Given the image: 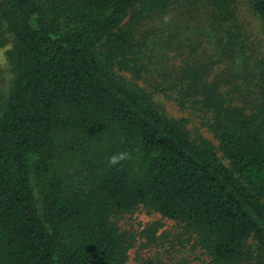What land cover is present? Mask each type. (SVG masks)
<instances>
[{
    "label": "trees",
    "instance_id": "trees-1",
    "mask_svg": "<svg viewBox=\"0 0 264 264\" xmlns=\"http://www.w3.org/2000/svg\"><path fill=\"white\" fill-rule=\"evenodd\" d=\"M240 4L264 30V0H0V264H126L114 217L137 210L208 264H264V52H247Z\"/></svg>",
    "mask_w": 264,
    "mask_h": 264
},
{
    "label": "rangeland",
    "instance_id": "rangeland-1",
    "mask_svg": "<svg viewBox=\"0 0 264 264\" xmlns=\"http://www.w3.org/2000/svg\"><path fill=\"white\" fill-rule=\"evenodd\" d=\"M240 7V22L246 50L249 54L261 56L262 51L264 52L263 27L246 6L240 4ZM1 41L4 43L0 47V94L2 101L5 102L13 78L7 56V52L13 46V38L6 28L2 30ZM123 75L129 78L128 74ZM140 83L150 89L147 82L141 81ZM157 98L172 116L188 118L187 127L193 135L203 137L216 147L219 145L215 135L205 125L206 117L203 113L192 108L182 109L177 101L167 99L163 94L157 95ZM114 219L122 233L127 234L133 240L126 264H208L207 254L194 246L193 239L185 234L183 227L175 220L164 218L160 213H149L146 210L125 213L115 216ZM156 221H160L162 226L156 231V239L152 242L146 231Z\"/></svg>",
    "mask_w": 264,
    "mask_h": 264
},
{
    "label": "clouds",
    "instance_id": "clouds-1",
    "mask_svg": "<svg viewBox=\"0 0 264 264\" xmlns=\"http://www.w3.org/2000/svg\"><path fill=\"white\" fill-rule=\"evenodd\" d=\"M165 22H167V17L165 18ZM129 158V154L124 151H118L108 158V164L111 166H117L121 161L127 160Z\"/></svg>",
    "mask_w": 264,
    "mask_h": 264
}]
</instances>
